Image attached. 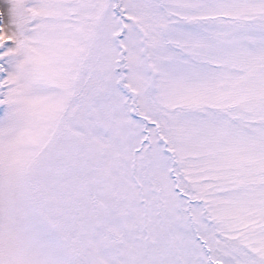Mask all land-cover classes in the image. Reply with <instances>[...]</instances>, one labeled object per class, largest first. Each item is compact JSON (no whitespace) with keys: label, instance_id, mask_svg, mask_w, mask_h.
<instances>
[{"label":"snow or ice","instance_id":"1","mask_svg":"<svg viewBox=\"0 0 264 264\" xmlns=\"http://www.w3.org/2000/svg\"><path fill=\"white\" fill-rule=\"evenodd\" d=\"M0 264H264V0H0Z\"/></svg>","mask_w":264,"mask_h":264}]
</instances>
